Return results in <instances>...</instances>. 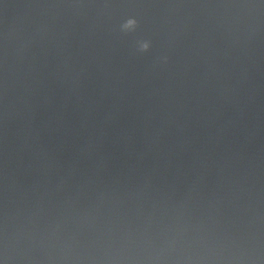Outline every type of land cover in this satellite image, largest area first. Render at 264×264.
I'll return each mask as SVG.
<instances>
[{
  "label": "clouds",
  "instance_id": "obj_1",
  "mask_svg": "<svg viewBox=\"0 0 264 264\" xmlns=\"http://www.w3.org/2000/svg\"><path fill=\"white\" fill-rule=\"evenodd\" d=\"M144 47H147V45H145Z\"/></svg>",
  "mask_w": 264,
  "mask_h": 264
}]
</instances>
